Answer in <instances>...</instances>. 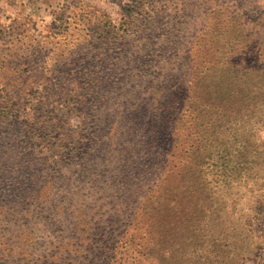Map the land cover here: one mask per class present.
Here are the masks:
<instances>
[{
	"label": "rangeland",
	"instance_id": "obj_1",
	"mask_svg": "<svg viewBox=\"0 0 264 264\" xmlns=\"http://www.w3.org/2000/svg\"><path fill=\"white\" fill-rule=\"evenodd\" d=\"M143 1L0 0L2 264H264V0Z\"/></svg>",
	"mask_w": 264,
	"mask_h": 264
},
{
	"label": "trees",
	"instance_id": "obj_2",
	"mask_svg": "<svg viewBox=\"0 0 264 264\" xmlns=\"http://www.w3.org/2000/svg\"><path fill=\"white\" fill-rule=\"evenodd\" d=\"M143 0H139V2L136 3L137 6H140L143 4ZM126 25V27H122V28H113L111 31H107L108 33L111 32V34H113L114 36H117V37H122L125 33L129 32L130 31V28H128V26L132 25L133 24V20H129V21H126L124 23ZM108 25V24H107ZM112 25H108V27L110 28ZM156 67H158V65H156ZM154 135V134H153ZM15 256L14 258H17L16 255L18 254L17 252H14ZM8 256V255H7ZM7 256L4 255V253H1L0 251V264L4 263V260L7 258ZM11 261H13V259H11ZM7 262V261H6Z\"/></svg>",
	"mask_w": 264,
	"mask_h": 264
}]
</instances>
